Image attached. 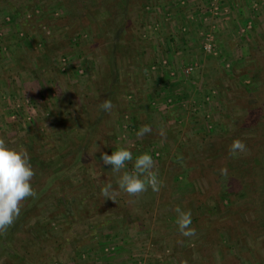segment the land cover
<instances>
[{
  "label": "rangeland",
  "instance_id": "374dc122",
  "mask_svg": "<svg viewBox=\"0 0 264 264\" xmlns=\"http://www.w3.org/2000/svg\"><path fill=\"white\" fill-rule=\"evenodd\" d=\"M0 137L36 193L0 264H264V0H0ZM120 147L153 155L159 192L119 189Z\"/></svg>",
  "mask_w": 264,
  "mask_h": 264
},
{
  "label": "clouds",
  "instance_id": "9594fccd",
  "mask_svg": "<svg viewBox=\"0 0 264 264\" xmlns=\"http://www.w3.org/2000/svg\"><path fill=\"white\" fill-rule=\"evenodd\" d=\"M101 109L109 112L113 109L110 99H105L100 105ZM152 127L143 125L137 132V138L150 133ZM159 134L165 137L166 133L160 128ZM246 144L241 139H234L229 147V154L233 157L244 153ZM103 163L111 165L113 172L119 173L126 168L127 162H133L131 171H123L116 183L119 189L130 196H138L149 188L153 192H159L163 181L159 178L158 171L154 166L153 155L149 152L138 154L133 160V152L126 147L117 148L111 155L102 153ZM221 171L226 172V169ZM35 172L27 150L22 146L11 147L5 138L0 137V233H4L19 217L21 202L28 197H35L36 193L32 187V178ZM90 175L95 177L96 173L90 170ZM112 184L107 183L101 188L104 197L112 199ZM176 214L175 223L183 237H192L196 230L192 227L191 210L177 205L174 208Z\"/></svg>",
  "mask_w": 264,
  "mask_h": 264
},
{
  "label": "built area",
  "instance_id": "2783aa9c",
  "mask_svg": "<svg viewBox=\"0 0 264 264\" xmlns=\"http://www.w3.org/2000/svg\"><path fill=\"white\" fill-rule=\"evenodd\" d=\"M206 46H207V48H208L209 50L211 49V44H207ZM192 68H193V66H191V65H190V66H187V67H186V70H185L186 73H189V72L192 70Z\"/></svg>",
  "mask_w": 264,
  "mask_h": 264
},
{
  "label": "trees",
  "instance_id": "16d2710c",
  "mask_svg": "<svg viewBox=\"0 0 264 264\" xmlns=\"http://www.w3.org/2000/svg\"><path fill=\"white\" fill-rule=\"evenodd\" d=\"M260 161V160H259ZM259 165H260V162H259ZM261 167V165L259 166ZM262 169H264V167H261ZM227 171H229L231 173L232 170H230L229 168H227ZM236 172V171H235Z\"/></svg>",
  "mask_w": 264,
  "mask_h": 264
}]
</instances>
